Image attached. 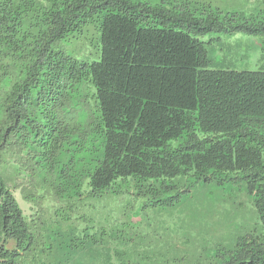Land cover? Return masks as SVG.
<instances>
[{"label":"trees","instance_id":"16d2710c","mask_svg":"<svg viewBox=\"0 0 264 264\" xmlns=\"http://www.w3.org/2000/svg\"><path fill=\"white\" fill-rule=\"evenodd\" d=\"M212 31L264 49V18L192 0H0V264H113L85 198L205 184L255 232L202 264H264V61L210 68Z\"/></svg>","mask_w":264,"mask_h":264},{"label":"rangeland","instance_id":"374dc122","mask_svg":"<svg viewBox=\"0 0 264 264\" xmlns=\"http://www.w3.org/2000/svg\"><path fill=\"white\" fill-rule=\"evenodd\" d=\"M192 1L222 14L264 18L262 0ZM202 39L206 41L210 68L255 70L263 64L260 36L212 31ZM66 50L72 51L69 46ZM229 190L198 185L174 205H155L134 189L109 192L85 198L77 215H85L80 222H88L91 235L111 249L113 264H121L122 259L125 264H146L152 254L161 262L168 260V264H202L208 251L220 245L234 249L239 237L255 232L251 215L248 222L242 218L252 208L250 201L242 193ZM233 201H244L242 211L233 207Z\"/></svg>","mask_w":264,"mask_h":264}]
</instances>
